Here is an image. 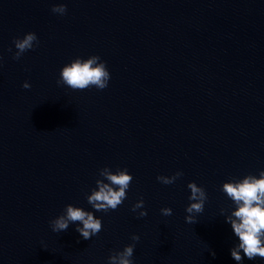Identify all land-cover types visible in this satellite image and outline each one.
Masks as SVG:
<instances>
[{
    "label": "water",
    "instance_id": "obj_1",
    "mask_svg": "<svg viewBox=\"0 0 264 264\" xmlns=\"http://www.w3.org/2000/svg\"><path fill=\"white\" fill-rule=\"evenodd\" d=\"M30 32L39 45L14 60ZM94 55L106 89L57 85ZM0 58V264H107L133 235V264H236L220 189L264 171V0H0ZM105 167L133 181L117 210L94 212L103 230L53 233L67 205L94 211L86 196ZM191 182L208 196L195 224Z\"/></svg>",
    "mask_w": 264,
    "mask_h": 264
},
{
    "label": "clouds",
    "instance_id": "obj_2",
    "mask_svg": "<svg viewBox=\"0 0 264 264\" xmlns=\"http://www.w3.org/2000/svg\"><path fill=\"white\" fill-rule=\"evenodd\" d=\"M51 11L63 16L67 13V7L65 4H59ZM13 44L16 49L13 59L19 60L25 52L39 45V39L35 33L30 32L22 39L15 38ZM11 51L12 49L9 48V52ZM110 78L106 62L99 56L94 55L87 59L78 57L61 69L57 85L65 86L72 91H84L92 87L102 91L108 87ZM22 87L29 89L31 85L25 82ZM182 175V172H176L171 177L157 176L156 179L164 185H171ZM99 177L101 178L96 180V187L86 196L87 203L94 211L67 205L61 215L49 222L53 233L59 234L67 231L70 225L78 224L75 231L84 240H90L103 230L102 219L97 218L94 212L107 214L109 211L117 210L127 199L133 177L127 168H117L113 172L108 167L99 171ZM187 187L191 195L188 197L190 204L185 209L188 214L185 222L195 224L196 215L203 213L208 196L205 189L197 186L195 182L189 183ZM220 190L232 201L235 209L227 215H225L227 210L222 208L220 211V214L225 216V222L231 225L234 235L238 238V243L230 249L231 258L236 264H242L245 258L249 261L257 258L264 260V171L258 173V178L251 174L242 179L232 178L223 183ZM143 208L144 201L141 198L132 206L131 211L137 212ZM161 214L171 216L172 209L162 208ZM145 216H147L146 211H139L138 218ZM131 240L133 243L125 246L122 251H114L108 257L107 264H133L134 249L140 237L133 235ZM211 255L215 257V252H211Z\"/></svg>",
    "mask_w": 264,
    "mask_h": 264
}]
</instances>
